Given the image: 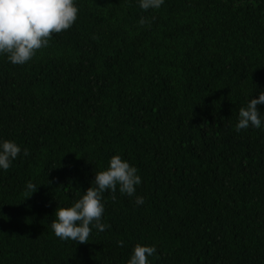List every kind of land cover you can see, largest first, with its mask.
<instances>
[{
	"label": "trees",
	"instance_id": "obj_1",
	"mask_svg": "<svg viewBox=\"0 0 264 264\" xmlns=\"http://www.w3.org/2000/svg\"><path fill=\"white\" fill-rule=\"evenodd\" d=\"M0 264H264V0H0Z\"/></svg>",
	"mask_w": 264,
	"mask_h": 264
}]
</instances>
